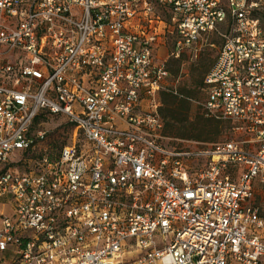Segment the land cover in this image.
<instances>
[{
    "label": "built area",
    "instance_id": "2783aa9c",
    "mask_svg": "<svg viewBox=\"0 0 264 264\" xmlns=\"http://www.w3.org/2000/svg\"><path fill=\"white\" fill-rule=\"evenodd\" d=\"M211 33L222 45L203 106L236 138L170 146L168 62L197 56ZM44 111L68 117L72 142L21 172L46 138L35 126ZM257 180L264 0H0V201L14 211L0 225L6 264H264Z\"/></svg>",
    "mask_w": 264,
    "mask_h": 264
},
{
    "label": "rangeland",
    "instance_id": "374dc122",
    "mask_svg": "<svg viewBox=\"0 0 264 264\" xmlns=\"http://www.w3.org/2000/svg\"><path fill=\"white\" fill-rule=\"evenodd\" d=\"M223 29L225 30V27ZM174 39L175 36H171L168 44L165 47H160L162 51L158 54L159 58L169 55L170 50L173 48ZM221 45V36L217 33H211L204 38L203 48L197 56L188 54L180 59L172 58L169 60L168 67L172 72L169 83L178 92L182 91L184 96L188 97L189 93L193 96L191 98L192 110L189 120L186 117L181 122H178L172 117H168L167 107L163 111L167 115L165 128L167 138L164 140L170 146L185 147L188 145V148L206 149L215 143L236 138L234 131L231 129L233 127L231 122H222L220 125H208L205 123V119L210 116L207 115L203 106L207 98L204 81L216 62ZM9 56L10 54L7 55V57ZM35 126L36 129L46 132V138L29 153H26V162L16 167L21 172L31 168L35 164V160L41 155L47 154L55 158L63 146L72 142L73 127L68 117L64 115L45 113V116L41 117ZM191 127H197V129L191 131ZM201 129L204 131L202 132ZM184 140L188 141V143L181 142ZM19 156L20 153L18 152L12 158L15 159ZM255 201L264 213V181L257 180L256 182ZM4 215L14 216V211L11 203L0 201V225ZM0 264H5L2 258L0 259Z\"/></svg>",
    "mask_w": 264,
    "mask_h": 264
},
{
    "label": "trees",
    "instance_id": "16d2710c",
    "mask_svg": "<svg viewBox=\"0 0 264 264\" xmlns=\"http://www.w3.org/2000/svg\"><path fill=\"white\" fill-rule=\"evenodd\" d=\"M204 87H205V83H204ZM191 98H193L191 93H189L188 97H186L183 95L182 91L178 92L175 89H172L171 91H165V90L162 91V93H161L162 109L161 110H162V114L164 116L165 121H166L167 115H165L163 111L166 107L168 108V112H169L168 117H172L173 119H175L178 122H181L186 117H188V120H189L190 113L192 110ZM45 113H49V112H45V111L41 112L39 114V116L37 117L35 124L37 123V121L41 117L45 116ZM52 115H57V114H52ZM212 122H214V123H212ZM222 122H224V121L216 119L214 117H209V118L205 119V123H207L208 125H210V124L220 125V123H222ZM71 125H72L73 131H74V125L73 124H71ZM196 129H197V127H191V131H193V130L195 131ZM201 130H202V132L204 131L203 129H201ZM60 151H59V153H60ZM25 162H26V157L24 156L17 163V166L22 165ZM33 167H34V165L27 170L31 171Z\"/></svg>",
    "mask_w": 264,
    "mask_h": 264
},
{
    "label": "crops",
    "instance_id": "0c3cea01",
    "mask_svg": "<svg viewBox=\"0 0 264 264\" xmlns=\"http://www.w3.org/2000/svg\"><path fill=\"white\" fill-rule=\"evenodd\" d=\"M1 255V257H3V255L2 254H0ZM6 264V263H5Z\"/></svg>",
    "mask_w": 264,
    "mask_h": 264
}]
</instances>
